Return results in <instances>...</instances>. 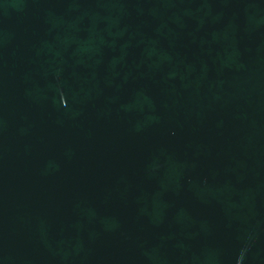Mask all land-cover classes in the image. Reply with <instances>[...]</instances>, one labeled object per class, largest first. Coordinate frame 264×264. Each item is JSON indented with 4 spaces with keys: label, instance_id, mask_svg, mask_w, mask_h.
Masks as SVG:
<instances>
[{
    "label": "water",
    "instance_id": "95a60500",
    "mask_svg": "<svg viewBox=\"0 0 264 264\" xmlns=\"http://www.w3.org/2000/svg\"><path fill=\"white\" fill-rule=\"evenodd\" d=\"M0 264H264V0H0Z\"/></svg>",
    "mask_w": 264,
    "mask_h": 264
}]
</instances>
